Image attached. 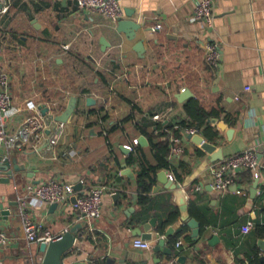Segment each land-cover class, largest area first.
<instances>
[{
    "label": "crops",
    "instance_id": "obj_1",
    "mask_svg": "<svg viewBox=\"0 0 264 264\" xmlns=\"http://www.w3.org/2000/svg\"><path fill=\"white\" fill-rule=\"evenodd\" d=\"M119 1L122 19L140 24L134 37L133 28L118 30L103 14L79 10L76 0H11L0 16V69L9 73L13 103L21 108L6 117V129L36 112L60 116L73 105L49 134H32L20 149L0 146L14 174L0 170V207L9 210L0 217L8 237L0 264L42 263L40 243L23 238L19 199L30 184L48 179L72 183L75 194L105 186L95 219L79 218L73 196L54 207L32 202L30 217L42 229L62 234L82 223L64 263L250 264L257 254L264 264V178L241 168L225 191L211 185L215 166L229 155L249 149L264 160V0H213V28L191 20L197 0ZM156 24L160 28L152 30ZM213 40L221 48L217 67L204 60ZM190 99L219 111L208 119L216 135L185 129L179 137L183 152L169 153L168 167L150 171L154 178L145 191L138 183L141 167L158 166L149 139L160 138L152 115L177 126L189 119ZM55 100L56 107L48 103ZM170 136L176 135L169 129ZM161 170L184 189L198 234L181 219L172 190L157 177ZM152 218L155 226L146 231L151 237L143 238L137 228L144 232ZM247 221L253 226L243 233ZM138 237L152 247L134 246ZM160 239L164 244L157 249Z\"/></svg>",
    "mask_w": 264,
    "mask_h": 264
},
{
    "label": "built area",
    "instance_id": "obj_2",
    "mask_svg": "<svg viewBox=\"0 0 264 264\" xmlns=\"http://www.w3.org/2000/svg\"><path fill=\"white\" fill-rule=\"evenodd\" d=\"M79 10L98 12L109 18L114 23L124 16V8L119 0H76ZM11 0H0V16L9 10ZM213 0H197L191 20H203L208 27L213 28ZM158 24L152 26V30L159 29ZM63 48H68L67 44ZM2 48L0 46V55ZM204 60L212 67H217L221 60V48L218 41H210L204 54ZM97 67H102L100 62H96ZM121 76L117 74L115 78ZM10 75L6 70L0 69V146L5 144L9 148L20 149L33 134L37 139L51 131V128L61 124L62 121L56 119L54 111H50L47 117H42L39 112L24 117L12 131L6 129V117L12 116L21 108L13 103L12 95L9 90ZM56 107L59 100L48 102ZM49 109V108H48ZM152 117L158 121L162 118L159 114H153ZM185 132L190 135L199 134L200 128L189 126ZM171 155H180L183 147L180 144V138L170 136ZM138 143V138H133V145ZM126 148L132 150V145L126 144ZM250 169L254 177L262 176L264 178V160L258 158V154L253 150H244L240 153L229 155L223 158L213 170L212 187L218 191H225L233 182V177L239 169ZM170 179L173 175L169 174ZM105 186L96 185L88 189L87 192L80 194L74 193L72 183H66L55 179H48L28 186V194L19 199L21 208V231L23 238L29 243H48L60 237L48 229H42V223L33 220L29 214V208L33 201L37 203H64L69 196L74 197L73 207L79 212V218L95 219L101 213L102 196ZM239 191V190H237ZM253 226L252 221H247L241 227L243 233H247ZM67 230V229H66ZM65 230V231H66ZM8 237L6 232L0 228V247L7 244ZM182 240L178 239L175 246L179 247ZM133 245L143 249L152 247L151 240L140 237L133 240ZM155 264H172L171 260H160Z\"/></svg>",
    "mask_w": 264,
    "mask_h": 264
},
{
    "label": "water",
    "instance_id": "obj_3",
    "mask_svg": "<svg viewBox=\"0 0 264 264\" xmlns=\"http://www.w3.org/2000/svg\"><path fill=\"white\" fill-rule=\"evenodd\" d=\"M132 29L133 31L129 30V36L134 37L135 30L140 28V24L132 21V20H125V19H119L117 22V29L122 31H127L128 29ZM136 48L138 51L143 50V40H139L136 44ZM188 94V90L186 92H183L180 94V96H186ZM73 109V105H69L68 109L60 116H56L57 120H65L66 116L70 113V111ZM46 109H43L42 112L44 113ZM49 130H47V133ZM143 137L140 138V141H142ZM0 170L8 171L10 176H13V172L11 169L10 161L7 157L2 159V156L0 155ZM157 177L160 181H162L165 184V187L169 190H172L174 194V200L177 204L180 212H181V219L182 220H188L187 223L189 226L194 228L193 233L198 234V222L195 219H188L189 212H188V203L186 200V194L184 189L181 187L179 182L174 181L173 179H170L166 172L164 170H161L157 172ZM4 180H9V178H3ZM2 180V178H1ZM56 206V203H52V207ZM9 214V210L2 209L0 207V217L3 215L4 218H7ZM82 226V223H78L74 226H72L70 229H67L64 231L59 238L55 240H51L48 243L41 242L39 249L41 252H43V258L41 264H67L64 263L63 259L70 254L74 247V241L76 239V231L78 228ZM151 226H155V219L152 218L148 220L144 224V232H142V229L137 228V231L143 238H150L151 234L146 232ZM169 232H167L168 234ZM261 245L264 248V241L260 242ZM164 244V239H160L158 243L156 244L155 248L158 249L159 245ZM167 253H171V249L167 248ZM262 260H264V255L262 256ZM69 264H85L84 262H72Z\"/></svg>",
    "mask_w": 264,
    "mask_h": 264
},
{
    "label": "trees",
    "instance_id": "obj_4",
    "mask_svg": "<svg viewBox=\"0 0 264 264\" xmlns=\"http://www.w3.org/2000/svg\"><path fill=\"white\" fill-rule=\"evenodd\" d=\"M185 109L187 111L188 120H181L178 122L177 126L172 124H166L162 121H157L155 129L158 130V136L161 138H157L156 140L153 138L154 136H149L151 146L154 150L155 157L158 161L157 167L152 168H144L141 167L139 175H138V183L145 190L148 191L150 189V183L154 178L151 175V170L155 172L157 168L160 167H168L169 162L167 160V156L170 153V140H169V129L178 137H181L184 133V130L189 126H195L198 128H203L204 133L210 136H215L216 131H213L212 126L209 124L208 119L211 116L218 115V110L209 111L206 110L203 105L196 99H190L185 104ZM134 150L130 151L131 156L133 157ZM250 264H262L260 262L259 256L256 254L254 259L251 260Z\"/></svg>",
    "mask_w": 264,
    "mask_h": 264
}]
</instances>
